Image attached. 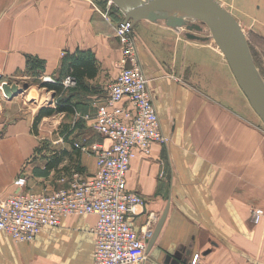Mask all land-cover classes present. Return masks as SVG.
Returning <instances> with one entry per match:
<instances>
[{
  "label": "crops",
  "instance_id": "obj_1",
  "mask_svg": "<svg viewBox=\"0 0 264 264\" xmlns=\"http://www.w3.org/2000/svg\"><path fill=\"white\" fill-rule=\"evenodd\" d=\"M88 1H1L0 84H16L21 93L9 98L0 91V198L53 192L74 169L93 175L95 156L76 145L110 146L82 118L106 98L119 73L122 46L116 21ZM134 30L170 139L167 146L153 144L150 156L140 154L127 176L128 189L145 200V213L133 222L139 234L152 237L167 211L146 264H168L175 255L191 264L196 254L200 264H264L263 121L213 43L187 42L165 21L143 20ZM81 57L95 62L96 77L71 76L75 85L66 86L70 64ZM35 71L42 84H61L69 94L74 112L56 118L73 119L66 140L57 134L38 143L20 134L45 102L55 104L62 95L39 87ZM20 176L26 178L24 188L14 185ZM255 209L263 213L258 224ZM95 223L94 215L70 216L25 243L0 232V264H93Z\"/></svg>",
  "mask_w": 264,
  "mask_h": 264
},
{
  "label": "built area",
  "instance_id": "obj_2",
  "mask_svg": "<svg viewBox=\"0 0 264 264\" xmlns=\"http://www.w3.org/2000/svg\"><path fill=\"white\" fill-rule=\"evenodd\" d=\"M103 16L110 20L108 12H103ZM134 26L126 17L116 26V36L122 44L119 73L96 112L82 118L91 121L96 133L110 142V146L101 142L76 145L95 156V174L85 175L74 169L70 177L62 179L65 186L53 192H20L0 198V232L8 233L17 242H31L44 227H57L67 217L94 215L93 264L147 263L151 235L139 234L133 224L145 213V200L128 189L127 176L140 154L148 157L153 144L167 146L170 139L162 128ZM65 85L73 86L75 80L69 76ZM0 91L3 92L2 84ZM3 135L0 124V143ZM26 182L20 176L14 185L24 188ZM262 217V211L255 209L254 223H260ZM199 261L200 255L196 254L191 264H200Z\"/></svg>",
  "mask_w": 264,
  "mask_h": 264
},
{
  "label": "water",
  "instance_id": "obj_3",
  "mask_svg": "<svg viewBox=\"0 0 264 264\" xmlns=\"http://www.w3.org/2000/svg\"><path fill=\"white\" fill-rule=\"evenodd\" d=\"M114 4L127 19L134 24L148 20L151 22L165 21L174 29L187 27L189 30L201 31L199 25H190L184 18L177 15H162L159 11L172 14L174 11L188 13L199 20L211 32L216 46L224 55L239 87L245 94L256 114L264 123V82L254 62L249 45L235 17L226 10L218 0H106ZM190 36L196 38L195 35ZM4 94L13 98L21 93L16 84H2ZM161 217L159 224L148 243V252L154 246L166 218ZM174 256V255H173ZM168 264H190L181 255H175Z\"/></svg>",
  "mask_w": 264,
  "mask_h": 264
},
{
  "label": "rangeland",
  "instance_id": "obj_4",
  "mask_svg": "<svg viewBox=\"0 0 264 264\" xmlns=\"http://www.w3.org/2000/svg\"><path fill=\"white\" fill-rule=\"evenodd\" d=\"M1 1L2 0H0V11H1ZM218 1L226 10H228L235 17V19L239 23L242 32L245 36V39L251 50L259 75L264 82V0H218ZM88 2L90 3L91 6L95 4L97 6V9L101 10V12H108L109 19L112 18L113 20H115L117 23L116 26L121 21H123L125 17V15L114 4L110 6L108 4V1L89 0ZM193 19H194L193 16L191 15L188 16L187 17V22L189 21L188 24L201 26L202 28L201 31H198L196 29L189 30L186 26L182 28H178L176 30L182 33L183 35H185L187 42L189 40L193 42L196 41V43L198 42L213 43L216 46L214 40L211 37V32L207 28V26L204 25L201 21L193 20ZM133 31L135 35V30L133 29ZM190 34L195 35L196 38L194 37L192 38ZM31 63L34 64L33 61H31ZM32 75H33L32 77H34L35 82L38 84L39 87L44 86V84H42V82L40 81L42 77L39 71H35V73H33ZM65 92L66 90L62 91V95H60L61 97L59 98V100H57L55 104L53 103L48 104L47 102H45L43 108L56 107L57 103L61 99H66V96L69 95L66 94ZM60 114L61 113H56L53 116L46 117L45 120L42 119L38 123H35L34 120L30 128H28V130L25 132V134L24 132H20V134L38 143L45 140L46 137L50 136V138H53L57 134L58 136L60 134L61 138L66 140V138L68 139L71 135L73 119H70L71 117L68 115H63L62 120H57L56 118ZM49 129L52 130L51 133L48 132ZM39 149L37 148V152L39 151ZM35 155L38 156V154ZM37 156L34 157L36 158ZM34 157L31 158V161L35 159Z\"/></svg>",
  "mask_w": 264,
  "mask_h": 264
},
{
  "label": "trees",
  "instance_id": "obj_5",
  "mask_svg": "<svg viewBox=\"0 0 264 264\" xmlns=\"http://www.w3.org/2000/svg\"><path fill=\"white\" fill-rule=\"evenodd\" d=\"M106 1V0H105ZM36 62L35 60H31ZM30 61V62H31ZM71 75L70 76H86L88 78H95L97 75V69L95 62L88 57H81L76 59L74 62L70 64ZM45 87L52 90L54 89L56 92L61 93L63 91V86L61 84H52L45 83ZM73 113L74 108L71 103V99H61L56 107H48L42 108L35 119V123L40 122L44 117L53 116L56 113Z\"/></svg>",
  "mask_w": 264,
  "mask_h": 264
},
{
  "label": "bare ground",
  "instance_id": "obj_6",
  "mask_svg": "<svg viewBox=\"0 0 264 264\" xmlns=\"http://www.w3.org/2000/svg\"><path fill=\"white\" fill-rule=\"evenodd\" d=\"M158 13L162 14V15H174V16L177 15V17L184 18L185 21H187V17L190 16V14H188V13H182V12H179V11H174L172 14H170V13L167 14V12H163V10H162V11H159ZM193 18H195V17H193Z\"/></svg>",
  "mask_w": 264,
  "mask_h": 264
}]
</instances>
